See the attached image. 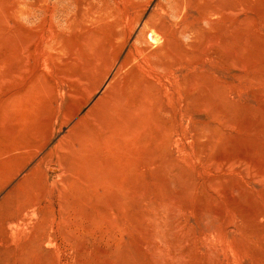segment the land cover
Instances as JSON below:
<instances>
[{"label": "rangeland", "instance_id": "374dc122", "mask_svg": "<svg viewBox=\"0 0 264 264\" xmlns=\"http://www.w3.org/2000/svg\"><path fill=\"white\" fill-rule=\"evenodd\" d=\"M0 264H264V0H0Z\"/></svg>", "mask_w": 264, "mask_h": 264}, {"label": "bare ground", "instance_id": "6f19581e", "mask_svg": "<svg viewBox=\"0 0 264 264\" xmlns=\"http://www.w3.org/2000/svg\"><path fill=\"white\" fill-rule=\"evenodd\" d=\"M148 33H150V32H148ZM151 38H152V40L153 41H155V42H159V35L155 32V30L153 29V30H151ZM143 39V33H142V35H140L139 36V38H138V40L139 41H141ZM137 46V45H136ZM140 52V51H139ZM123 65V64H122ZM50 168H51V166H50ZM53 168V167H52ZM50 171H52V172H56L57 170H55V168L54 169H51Z\"/></svg>", "mask_w": 264, "mask_h": 264}]
</instances>
